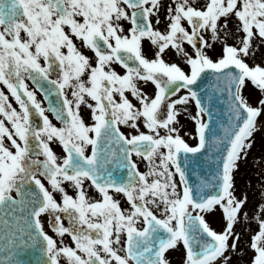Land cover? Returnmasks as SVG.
Masks as SVG:
<instances>
[{
    "label": "snow or ice",
    "instance_id": "1",
    "mask_svg": "<svg viewBox=\"0 0 264 264\" xmlns=\"http://www.w3.org/2000/svg\"><path fill=\"white\" fill-rule=\"evenodd\" d=\"M164 7L162 0H0V83L8 89L0 88V252L7 253L0 264H22L13 250L36 246L40 264H171L167 254L180 246L183 264H232L243 235L237 226L251 219L259 230L250 237V264H264V203L249 217L247 194L237 195L235 183L258 124L264 128V60L249 62L264 44V0H171L161 30L152 18L161 24ZM232 22L242 34L237 44L221 35ZM169 52L187 70L167 60ZM193 101L195 115L186 107ZM182 114L195 122V146L181 135ZM217 210L220 231L206 219Z\"/></svg>",
    "mask_w": 264,
    "mask_h": 264
},
{
    "label": "rangeland",
    "instance_id": "2",
    "mask_svg": "<svg viewBox=\"0 0 264 264\" xmlns=\"http://www.w3.org/2000/svg\"><path fill=\"white\" fill-rule=\"evenodd\" d=\"M204 2L205 0H199V3L201 4ZM229 28L230 31L227 32L226 36L224 33L221 35L227 40V43L237 44L242 34L236 31L235 22L230 23ZM257 43L259 44V42ZM214 48L215 51L209 50V55L215 58L221 52V44L217 42V44L214 45ZM261 60H264V44L259 45L255 56L252 60H249V62L252 63L254 61L255 63H260ZM151 92H154L153 89H151ZM253 94L254 96H259L258 90L253 89ZM253 102L255 103V100ZM186 107L191 114L195 115L196 105L194 101ZM261 119H264V117ZM180 120L181 123L185 125L181 130V135L184 136V139L190 145L195 146L198 143L195 122L192 121L187 114H182ZM258 129L259 130L254 134L255 143L253 148L250 150L246 160L241 161L240 168L235 174L237 195L246 193L248 197L245 211L248 212L249 217H253L258 211V206L261 203H264V128H260L258 124ZM185 133H190V135H185ZM206 219L217 231L222 230L224 227L225 221L223 219L222 210L215 211L214 214H210ZM258 230L259 226L255 219L245 221L243 224L237 226V231L242 232L243 235L240 243V251L233 256L232 264H250V257L252 254V250L250 249V237ZM178 249L181 250V257L171 264H183L184 262L186 250L183 246H180ZM172 252L167 254L169 260Z\"/></svg>",
    "mask_w": 264,
    "mask_h": 264
},
{
    "label": "flooded vegetation",
    "instance_id": "3",
    "mask_svg": "<svg viewBox=\"0 0 264 264\" xmlns=\"http://www.w3.org/2000/svg\"><path fill=\"white\" fill-rule=\"evenodd\" d=\"M170 2H171V0H162V3L165 5V7L161 9V16H160L161 24L157 25V24L155 23V21H156V17H153L152 19H153V25H154V27L160 28L161 30L164 29V26H165V25H164V16H165V14H166V7H167L168 3H170ZM195 2H196V3H199V0H195ZM125 26H126V27H129L130 25H129L127 22H125ZM144 50H145L146 55L151 56V55L153 54V52L155 51V48H154L153 45L150 44L149 41L145 40V41H144ZM189 50L191 51L190 48H189ZM84 51H85L87 54H89V55H92V54H93V53H91L90 50H88V49H84ZM165 58H166L167 60L172 61V62L180 63L181 66H182V67H185V69L187 70V66L184 65L183 62H182L181 60H179V58L176 57L175 55H173L171 52H169V54H168ZM114 67H116L117 71H119V72H121V73H123V72L125 71V70H124L120 65H118V64H117V65H114ZM53 78H55V77H53ZM27 83L29 84V87H30L31 89H35V85L32 83L31 80H28ZM0 88H3V90L5 91V93L8 94V89H7V87L4 86L2 83H0ZM144 88H145V91L148 92L149 94L152 93V92H151V89H153V91H155V87H154V85H144ZM36 95H37V99L40 100V101H42L43 106L47 107V105H48V100H46V99L44 98V93L41 92V91H39V90H36ZM9 99L11 100V102L13 103V105H14L15 107H17V109L19 110V106L16 104L14 97H12L10 94H9ZM53 99H54V98H53ZM130 99L133 100V103H136V101H135V99H134L133 97L130 96ZM90 113H91V110H90V109H87V108L84 107V106L81 107V114L84 116L86 123H89V124L93 123V120L91 119V114H90ZM48 115L50 116V118H52L53 123L57 124V126H60L59 121H56V120L54 119V117L52 116V113L49 112ZM122 130H123V128H122ZM144 130L147 131V129H144ZM52 147H53V150L57 153V155H59V156H63V155L65 154L64 151H63L62 146H61L58 142H54V143L52 144ZM88 151H89V154H90L91 146H89V150H88ZM133 159L137 161V164H138V166H139L140 171H142V172H143V171H147V163H146L145 160H143V159L140 158V157H135V156L133 157ZM177 180H179V177H178V176H177ZM45 182H46V181H45ZM46 183H47V182H46ZM88 184H90V181H86V182H85V186H86V188H87ZM67 190H68L70 193H72V192L74 191V189L71 188V186H67ZM88 192H89V194H90L92 197H94V198H99V194L97 193V191L95 190L94 187H92V188H88ZM115 198L120 200V202H121V206H122V207L127 208V207L129 206L128 203H127L126 197H124L123 194H117V195L115 196ZM46 229L48 230L49 234L54 235V233H52V231H51V228L47 227V225H46ZM65 242L71 244L72 246H74V242L71 241V237H70V236H67V235H66V237H65ZM180 257H181V250H180V249L174 250V251L172 252V254L170 255V261H171V263L176 262ZM62 264H67L66 259H63V260H62Z\"/></svg>",
    "mask_w": 264,
    "mask_h": 264
},
{
    "label": "water",
    "instance_id": "4",
    "mask_svg": "<svg viewBox=\"0 0 264 264\" xmlns=\"http://www.w3.org/2000/svg\"><path fill=\"white\" fill-rule=\"evenodd\" d=\"M211 79V77H209ZM218 109H222V106L217 105ZM224 117L221 115H217L216 120L217 124L223 120ZM122 171L119 170L117 174H120ZM0 243H4L3 241H0ZM15 252V258L22 262V264H40V261L42 260V254L39 250V246L36 247H18L13 250ZM7 253L0 252V259L3 258L4 255ZM21 256H23V259L21 260Z\"/></svg>",
    "mask_w": 264,
    "mask_h": 264
}]
</instances>
